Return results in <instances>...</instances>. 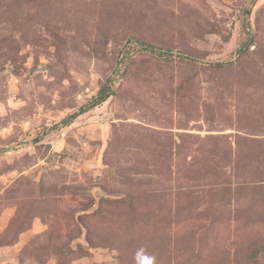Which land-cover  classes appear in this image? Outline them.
<instances>
[{
	"label": "rangeland",
	"instance_id": "rangeland-1",
	"mask_svg": "<svg viewBox=\"0 0 264 264\" xmlns=\"http://www.w3.org/2000/svg\"><path fill=\"white\" fill-rule=\"evenodd\" d=\"M141 248L264 264V0H0V264Z\"/></svg>",
	"mask_w": 264,
	"mask_h": 264
},
{
	"label": "clouds",
	"instance_id": "clouds-1",
	"mask_svg": "<svg viewBox=\"0 0 264 264\" xmlns=\"http://www.w3.org/2000/svg\"><path fill=\"white\" fill-rule=\"evenodd\" d=\"M137 264H154L155 257L147 255L143 248L136 253Z\"/></svg>",
	"mask_w": 264,
	"mask_h": 264
},
{
	"label": "trees",
	"instance_id": "trees-1",
	"mask_svg": "<svg viewBox=\"0 0 264 264\" xmlns=\"http://www.w3.org/2000/svg\"><path fill=\"white\" fill-rule=\"evenodd\" d=\"M108 97L107 92H106V88L102 87L99 89L97 96L95 97V100L93 101V106L97 104V102L103 101ZM84 112V108L81 109L80 112L75 113L74 115H72L73 118H75L78 114Z\"/></svg>",
	"mask_w": 264,
	"mask_h": 264
}]
</instances>
